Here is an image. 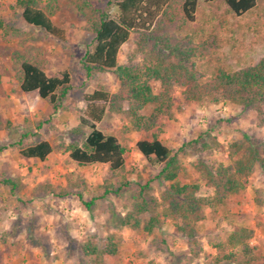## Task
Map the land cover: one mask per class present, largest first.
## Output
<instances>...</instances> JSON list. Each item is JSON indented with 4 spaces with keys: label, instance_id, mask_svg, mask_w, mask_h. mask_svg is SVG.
Segmentation results:
<instances>
[{
    "label": "rangeland",
    "instance_id": "1",
    "mask_svg": "<svg viewBox=\"0 0 264 264\" xmlns=\"http://www.w3.org/2000/svg\"><path fill=\"white\" fill-rule=\"evenodd\" d=\"M99 1L102 5L106 2ZM110 11L114 13L116 7L111 6ZM0 17L14 29L0 30V144L15 142L21 132L29 130L38 135L24 142L45 139L53 146L43 161L23 157L15 146L0 152V179L11 178L17 184L14 192L0 184V264H215L216 257L227 250L223 245L233 223L253 229L250 242L258 248L257 263L264 261V168L259 164L247 178L244 191L231 195L224 204L205 208L204 219L196 224L197 242L193 244L166 217H161L160 226L152 233L118 226V215L132 208L133 183L120 196L106 195L96 201L91 212L86 210L75 195L77 191L89 199L100 195L101 186L107 182L151 179L159 166L145 159L136 148V141L144 133L132 130L123 134L127 119L123 113L112 110L105 113L97 127L117 135L127 145L125 169L112 171L106 164L79 166L69 158L66 146L81 140V134L75 135L72 129L80 123L82 95L98 87L114 92L118 80L107 71L91 78L85 75L80 57L86 48L93 46L94 33L86 28L68 0H57L51 16L54 25L62 30L60 36L26 23L15 0H0ZM190 34L195 39L213 36L217 42L209 55L193 59L201 81L219 68L230 71L253 65L264 56V0H258L255 8L240 16L222 0H199L195 20L178 30L180 37ZM137 38L132 32L122 45L120 63L137 54ZM19 56L32 59L48 75L62 70L70 72L72 87L62 108L54 112L50 103L35 91L23 92L19 88L16 78ZM172 91V115L160 120V139L171 149L208 131L220 145L211 152H202L200 157L208 164L227 165L231 163L228 151L231 142L243 141L244 136L258 144L264 141V102L259 110L227 100L186 103L180 86L174 85ZM149 109L147 106L143 113ZM82 130L88 132L89 128L83 126ZM195 159L193 154H179V179L199 182L200 192L205 194L208 190L204 180L193 167ZM166 185L153 180L152 194L159 197ZM147 217L143 215V219ZM94 236L99 245L113 236L117 252L98 258L84 255L79 245L94 240Z\"/></svg>",
    "mask_w": 264,
    "mask_h": 264
},
{
    "label": "trees",
    "instance_id": "2",
    "mask_svg": "<svg viewBox=\"0 0 264 264\" xmlns=\"http://www.w3.org/2000/svg\"><path fill=\"white\" fill-rule=\"evenodd\" d=\"M68 1L76 15L85 22L86 28L94 33L93 46L86 48L80 57L85 75L91 78L107 71L118 80V88L114 92L98 87L82 95L84 107L80 123L72 129L75 135L81 134V140H74L66 146L69 158L79 166L106 164L112 171L125 169L127 145L117 135L105 133L97 127L105 113L112 110L123 113L127 119L123 134L132 130L144 133V137L136 141V148L145 159L159 166L151 179H136L133 182L125 178L117 184L107 182L101 186L100 195L89 199H84L81 191L75 195L82 206L91 212L98 199L109 194L120 196L133 183L132 208L118 215V226L152 233L160 226L161 217H166L173 220L175 230L190 244L197 242L196 224L204 219L205 208L224 204L231 195L244 191L255 165L264 168V141L258 144L244 136L243 141L229 144L230 164H208L200 154L219 147L215 135L208 131L200 133L173 150L160 139V120L172 115L174 85L181 87V95L186 103L227 100L259 110L264 102V56L253 65L235 70L219 68L212 76L201 81L193 59L209 55L217 42L213 36L195 39L194 34L178 35V30L186 22L195 20L199 0H106L104 5L99 0ZM222 1L235 15L240 16L255 8L258 0ZM15 5L21 9V16L29 25L56 36L61 35L62 30L51 19L57 0H47L46 3L43 0H15ZM113 5L116 7L114 13L110 11ZM0 30L14 31L2 17ZM132 32L138 36L137 54L120 63L119 52ZM16 78L23 92L35 91L50 103L54 112L62 108V102L72 87L68 70L48 75L38 63L22 56H19ZM154 83H158V87H154ZM147 106L150 107L149 112L143 113ZM83 126L89 131L84 132ZM37 135L25 130L15 142L0 144V152L8 146H15L23 157L43 161L53 151L52 144L45 139L24 142V139ZM187 153L196 155L193 167L204 180L208 190L205 194H201L199 182H182L179 179V154ZM153 180L167 184L159 197L151 192ZM0 184L9 192H14L17 187L13 179L6 177L0 179ZM75 186L78 187L79 183H75ZM144 214L148 215L147 219H143ZM252 236V228L233 223L223 245L227 250L216 257L215 264H264V261L257 263L258 248L250 242ZM79 249L86 256L98 258L104 254L114 255L117 244L113 236H108L99 245L94 236V240L82 242Z\"/></svg>",
    "mask_w": 264,
    "mask_h": 264
}]
</instances>
